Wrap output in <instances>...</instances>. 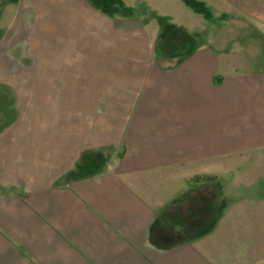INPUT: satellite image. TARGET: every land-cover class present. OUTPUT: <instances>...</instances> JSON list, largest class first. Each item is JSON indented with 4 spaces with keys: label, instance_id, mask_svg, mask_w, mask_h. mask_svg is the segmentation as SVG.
<instances>
[{
    "label": "crops",
    "instance_id": "0c3cea01",
    "mask_svg": "<svg viewBox=\"0 0 264 264\" xmlns=\"http://www.w3.org/2000/svg\"><path fill=\"white\" fill-rule=\"evenodd\" d=\"M122 1L134 7L135 1ZM147 3L154 8L152 0ZM181 3L167 4L177 5V17L190 30L200 14ZM209 3L212 13L243 15L264 32V0ZM151 27L115 25L88 0H5L0 6V188L23 190L0 194V264H75L64 237L78 243L83 229L85 254L98 245L93 262L82 264L231 263L222 235L151 244L154 202L135 188L137 174L189 173L212 181L219 143L232 147L246 139L240 135L249 127L264 131V68H239L236 49L211 37L190 53L183 50L173 69L162 70L153 44L158 27L153 34ZM89 62L102 88L97 107L48 96L58 89L56 79L59 89H84ZM10 94L13 115L10 104L5 107ZM40 94L48 97L43 101ZM86 108L97 110L91 112L97 123L87 133L93 144L85 147L114 143L122 155L98 177L58 186L54 181L84 149V129L75 131L74 119H83L75 111ZM111 236L113 245L105 242Z\"/></svg>",
    "mask_w": 264,
    "mask_h": 264
},
{
    "label": "rangeland",
    "instance_id": "374dc122",
    "mask_svg": "<svg viewBox=\"0 0 264 264\" xmlns=\"http://www.w3.org/2000/svg\"><path fill=\"white\" fill-rule=\"evenodd\" d=\"M133 1L135 3L134 7H131L132 16L130 18H121L125 15H121L120 18H118L119 15L110 17L114 19L115 25L133 26L148 23L149 27L152 26L151 34H153V28L158 27L154 33L153 44L155 60L161 65L162 70L173 69L184 53L183 50L190 53L201 46V41L211 37L221 39L224 47L228 49L232 47L236 49L234 52L236 57L241 58V61L236 63L239 68L242 66L249 69L264 68V32L255 29L251 21L243 15H227L224 19L214 21H208L201 15H197L195 26L188 30L177 17V5H168L169 0H152L153 9L147 0ZM4 2L5 0H0V6ZM206 2L210 4V0ZM88 3L91 5L89 0ZM29 9L27 14L29 13L30 16L27 24L30 25L32 12ZM186 9L189 10V8ZM166 10L172 12L167 13ZM213 11L214 16H218L217 10L213 9ZM25 64L27 66L30 64L29 58H26ZM88 64H91V68H85V74L89 77L85 76L84 89H59L61 81L56 79L58 89L51 90L53 92L48 96L58 99L57 101L63 100L74 104L84 102L86 105L88 102H94V106L97 107L96 103L103 100L99 98L97 92V89L101 87H99L97 78L94 77L97 75L96 67L92 62ZM1 89L13 88L4 85ZM9 96L5 107L10 104L11 111L9 112L13 115L16 110L11 104L15 97L12 94ZM48 96L42 100L44 101ZM75 112L83 116V119H74L76 125L74 128L78 132L81 131L80 127L84 129V149L79 153L73 167L54 181L58 186L98 177L106 167L115 164L116 158L122 155L120 147L115 150L114 143L107 142L100 146L85 147L93 144L87 141L89 137L87 133L90 132L92 123H97L96 118L92 117V113L94 115L97 110L86 108ZM226 131L229 130L226 129ZM245 132L246 134L240 137L244 136L246 139L234 141L232 147L230 142H227L228 145L219 143L223 146L219 147L216 159L218 172L212 174V181L192 179L193 174L189 173L137 174V180L141 181L135 188L144 198L154 202V217L147 230L148 234L156 235L157 238L153 241L149 236L151 244L163 247V245L185 242L194 235L216 237L222 235L227 247V254L225 253L224 256L229 258L230 264H264V131L249 127ZM238 133L236 132V135ZM74 136L75 139H80L78 135ZM164 183L169 186L173 183V186L167 189ZM7 192L23 193V190L0 188V194ZM79 201L85 207V200H82L80 195ZM76 212L75 210V214ZM83 217L85 219V213ZM47 224L53 233L54 231L59 233V239L64 237L63 233L59 232L53 224L50 222ZM111 228L114 229L113 226ZM79 234L78 243L76 238H73V242L65 237L64 240L67 241L68 246L72 245L74 248L75 264H82L81 261L91 263L94 255L92 253L97 251L98 242L95 241V244L90 245L91 253L87 255L83 246L85 229ZM92 239L95 240V238H89L93 242ZM105 242L113 245V237H105ZM83 247L84 250H82ZM14 261L16 262L17 259Z\"/></svg>",
    "mask_w": 264,
    "mask_h": 264
},
{
    "label": "trees",
    "instance_id": "16d2710c",
    "mask_svg": "<svg viewBox=\"0 0 264 264\" xmlns=\"http://www.w3.org/2000/svg\"><path fill=\"white\" fill-rule=\"evenodd\" d=\"M185 5H187L192 11L200 14L203 18L208 21H214L216 18L224 19L227 15L220 14L215 17L212 13L211 8L203 0H181ZM90 4L99 9L104 14L109 16L113 15H125L130 16L132 14V9L125 5L122 0H89ZM155 238L157 236L155 235ZM154 241V238H153Z\"/></svg>",
    "mask_w": 264,
    "mask_h": 264
}]
</instances>
